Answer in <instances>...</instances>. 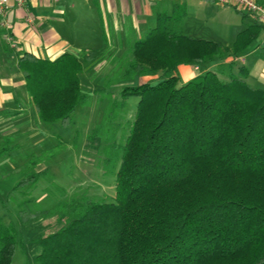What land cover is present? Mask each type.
Returning a JSON list of instances; mask_svg holds the SVG:
<instances>
[{"label":"trees","instance_id":"obj_1","mask_svg":"<svg viewBox=\"0 0 264 264\" xmlns=\"http://www.w3.org/2000/svg\"><path fill=\"white\" fill-rule=\"evenodd\" d=\"M185 14L180 3L158 13L104 78L107 89L122 83L120 99L111 98L92 133L104 142L114 198L75 192L45 208L19 210L22 222L55 221L38 239L36 264H264V88L246 81L244 66L227 80L208 69L181 82L176 71L234 59L264 24H247L226 46L177 32ZM105 50L53 60L19 54L39 124L72 122L90 97L80 83L83 64L105 57ZM158 67L155 82L127 84ZM130 96L138 97L136 108L116 142ZM43 172L24 176L15 188ZM16 244L13 227L0 218V264H11Z\"/></svg>","mask_w":264,"mask_h":264},{"label":"rangeland","instance_id":"obj_2","mask_svg":"<svg viewBox=\"0 0 264 264\" xmlns=\"http://www.w3.org/2000/svg\"><path fill=\"white\" fill-rule=\"evenodd\" d=\"M74 1L82 8L83 0ZM141 1L143 4H139L138 8L135 5L134 9L127 3L120 4V22L124 23V32L130 31L128 35L134 31V28L141 29L136 18L137 13L143 12L146 8L158 12L168 10L164 1L139 0V3ZM174 2L184 4L186 8V15L175 28L177 32L226 46L231 45L245 24L250 22V14L244 15L245 11L240 12L233 5L221 4L217 0H174ZM78 18H84V22L87 21L90 25L76 28L77 32L84 34V38L82 37L84 46L93 47L96 44L95 32L100 34L102 32L107 39L110 31L116 36L117 31L112 27L111 29L106 27L105 23L100 32L89 16L84 17L83 14H79ZM150 22L155 23V17L149 16V24ZM118 30L121 31L120 27ZM84 50L75 49V52L81 55ZM125 51L126 46L105 50V58L99 60L96 58L85 65L84 70L80 72V80L82 88L90 94V97L86 105L76 108L72 122L67 126L41 125L32 115L30 106H23L26 115L23 118L24 126L20 132H14L10 129L11 121L8 114L0 113V218L5 224L13 227L17 239L11 264H36V256L41 250L38 239L56 226L53 218L22 222L19 220L20 209L45 208L75 192H86L95 199L106 201L114 198L115 178L104 164L105 155L101 150L104 142L92 133L105 115L111 98L120 99L119 91L122 83L107 89L104 78L114 64L113 59L121 58ZM239 57L240 61H235L231 66L224 64L209 69L217 71L220 79L227 80L229 73L236 74L239 65L243 63L248 70L246 81L252 87L264 88V31H260L257 38ZM102 62L103 65H100ZM217 62L219 61L199 65V70L194 73H202L206 66ZM160 72L162 67L128 81L127 84L134 85L138 81L146 80L147 76L158 77ZM107 90L111 91V97L105 95ZM137 101L138 97L135 96L126 99L124 117L119 118L121 126L116 135V142L123 139L126 133V120L132 119ZM40 170L44 172L40 173L36 180H31L25 187L15 188L24 176Z\"/></svg>","mask_w":264,"mask_h":264},{"label":"crops","instance_id":"obj_3","mask_svg":"<svg viewBox=\"0 0 264 264\" xmlns=\"http://www.w3.org/2000/svg\"><path fill=\"white\" fill-rule=\"evenodd\" d=\"M159 1H164L165 5H167L168 10H166V13L168 14L172 12L173 4L177 3L174 0ZM122 2L130 5L132 9L135 8V5L138 8L139 4H143L142 1L139 3V0H99L98 2L95 0H83L81 8L73 0H24L22 6H12L7 13V19L10 23L9 31L17 45L16 48H11L5 41L4 33L7 32V29L0 24V113H7L10 117V129L14 132H20L22 130L24 126L23 118L26 116L24 115L25 109L23 106H30L32 115L37 121L36 113H34L35 110L25 88L24 73L17 65L19 54L27 51L38 57L53 60L65 52L79 56L80 54L76 53L75 49H85L84 52H86L90 48L112 50L117 47L118 49L125 48L126 46L127 50L132 43L140 39L141 35L144 36L155 25L157 15L160 12L150 11L146 8V13H144L145 10L137 13L136 18L141 29L136 30L134 28V31H132L133 34L130 33L128 35L130 31L124 32V23L120 22V4L124 5ZM79 14H83L84 17L89 16L96 23L100 32L103 30V23L110 29L111 27L114 28V31H117L116 36L112 34L113 31H110L107 39L102 32L101 34L95 32L97 34L96 44L93 47L84 46L85 42L82 39V37L84 38V34L77 32L76 28L81 25L87 27L90 25L88 24L89 22H84V18H78ZM28 16H31L32 22L27 21ZM149 16L155 17V23L150 22L149 24ZM252 22H254V19L250 16V22L246 23L245 26ZM146 25L148 26L146 27ZM118 27H120L121 31L118 30ZM239 56L234 59L228 57L223 61L206 66L205 70L217 65L228 64L229 66L230 61L233 63L240 61ZM101 57L97 59L105 58L103 56ZM103 63L100 65H103ZM86 64L88 63L85 62L83 64V70ZM195 66L181 64L177 67V75L181 82H185L197 75L194 71H198L200 66H197L198 70H195ZM240 66H244L247 69L243 63ZM80 76L79 73V78ZM157 79V76H147L146 80L138 82H155Z\"/></svg>","mask_w":264,"mask_h":264},{"label":"built area","instance_id":"obj_4","mask_svg":"<svg viewBox=\"0 0 264 264\" xmlns=\"http://www.w3.org/2000/svg\"><path fill=\"white\" fill-rule=\"evenodd\" d=\"M55 1V0H52ZM221 4H231L238 9L249 13L254 21H258L264 24V4L260 3L258 0H217ZM24 0H0V24L2 27L7 29L4 33V39L11 48H16V42L13 39L11 32L9 31V21L7 19V13L12 8V6H22ZM27 21L32 22L31 16L27 17ZM195 70L198 67L195 66Z\"/></svg>","mask_w":264,"mask_h":264}]
</instances>
